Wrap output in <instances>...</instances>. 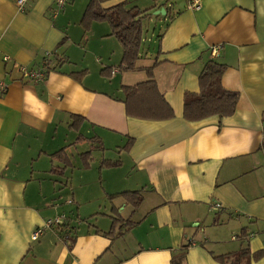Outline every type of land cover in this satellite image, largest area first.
I'll list each match as a JSON object with an SVG mask.
<instances>
[{
  "label": "crops",
  "instance_id": "crops-1",
  "mask_svg": "<svg viewBox=\"0 0 264 264\" xmlns=\"http://www.w3.org/2000/svg\"><path fill=\"white\" fill-rule=\"evenodd\" d=\"M16 1L0 0V264H264V0L103 2L165 10L131 69L107 21L83 22L90 0ZM47 52L43 81L21 76ZM212 60L236 109L187 120ZM149 71L171 118L127 114L123 87Z\"/></svg>",
  "mask_w": 264,
  "mask_h": 264
},
{
  "label": "trees",
  "instance_id": "trees-1",
  "mask_svg": "<svg viewBox=\"0 0 264 264\" xmlns=\"http://www.w3.org/2000/svg\"><path fill=\"white\" fill-rule=\"evenodd\" d=\"M107 0H90L84 13L83 22L90 20L107 21L123 47V65L125 69L134 68L139 58L142 45L141 12L136 8H126L121 2L109 8L101 4ZM225 71L223 64L209 61L199 76L200 91L186 94L183 104V117L187 120H199L211 115L226 117L233 114L238 101V93L225 89L221 78ZM127 114L144 119H168L173 117V110L166 103L151 78L133 86H124ZM247 250L233 254L216 256L223 264H250L262 253L250 257ZM181 255L173 257L171 264H180Z\"/></svg>",
  "mask_w": 264,
  "mask_h": 264
},
{
  "label": "built area",
  "instance_id": "built-area-1",
  "mask_svg": "<svg viewBox=\"0 0 264 264\" xmlns=\"http://www.w3.org/2000/svg\"><path fill=\"white\" fill-rule=\"evenodd\" d=\"M28 0H17V6L19 8V10H24V6L25 3ZM70 0H55V8H54V13H58L59 11H61L62 9H64L65 5L69 2ZM200 6V0H190L188 3V8L189 9H198ZM219 46H213L210 49V53L213 57H216L218 55L219 52ZM52 53L47 52L42 60V62L40 63V65L36 68H31L28 69L25 66H21L19 68V71L21 73V76L30 80H33L35 82H40L43 81L47 75V73H49L50 70L53 69L52 67ZM6 84L2 81H0V93H4L6 91ZM215 207H219V204H215ZM66 219L65 215H61L58 216L54 219H50L48 220L45 225L42 228H37L33 233H32V239H36L43 231L44 227H50L52 225H57V226H61L62 224H64Z\"/></svg>",
  "mask_w": 264,
  "mask_h": 264
},
{
  "label": "rangeland",
  "instance_id": "rangeland-1",
  "mask_svg": "<svg viewBox=\"0 0 264 264\" xmlns=\"http://www.w3.org/2000/svg\"><path fill=\"white\" fill-rule=\"evenodd\" d=\"M155 11L156 10H147V12L149 13V17H146L145 15L143 16L142 15L143 12L141 13V16H143V18H141V25H142V28H143V32L147 33L149 35L159 31L156 19L159 18V17L165 16L164 14H157L156 15L154 13Z\"/></svg>",
  "mask_w": 264,
  "mask_h": 264
},
{
  "label": "water",
  "instance_id": "water-1",
  "mask_svg": "<svg viewBox=\"0 0 264 264\" xmlns=\"http://www.w3.org/2000/svg\"><path fill=\"white\" fill-rule=\"evenodd\" d=\"M154 13H155L156 15H157V14H164V13H165V10H164V8H161V9L155 11Z\"/></svg>",
  "mask_w": 264,
  "mask_h": 264
}]
</instances>
